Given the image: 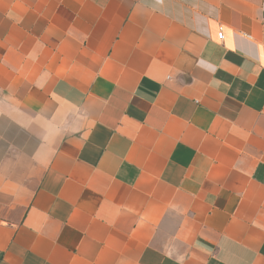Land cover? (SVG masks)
I'll list each match as a JSON object with an SVG mask.
<instances>
[{"label":"crops","instance_id":"0c3cea01","mask_svg":"<svg viewBox=\"0 0 264 264\" xmlns=\"http://www.w3.org/2000/svg\"><path fill=\"white\" fill-rule=\"evenodd\" d=\"M0 264H264V0H0Z\"/></svg>","mask_w":264,"mask_h":264},{"label":"built area","instance_id":"2783aa9c","mask_svg":"<svg viewBox=\"0 0 264 264\" xmlns=\"http://www.w3.org/2000/svg\"><path fill=\"white\" fill-rule=\"evenodd\" d=\"M218 38H219V39L222 38V33H221V32L218 34Z\"/></svg>","mask_w":264,"mask_h":264}]
</instances>
